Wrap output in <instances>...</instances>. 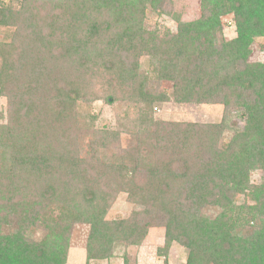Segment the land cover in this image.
I'll return each mask as SVG.
<instances>
[{
    "label": "trees",
    "instance_id": "16d2710c",
    "mask_svg": "<svg viewBox=\"0 0 264 264\" xmlns=\"http://www.w3.org/2000/svg\"><path fill=\"white\" fill-rule=\"evenodd\" d=\"M70 1L0 5V26L13 29L0 41V264H65L69 236L53 230L73 224L89 228L86 264L103 261L156 223L165 249L175 242L187 250L186 264H264V63L249 61L253 38L264 37V0H200L197 20L162 35L142 24L148 10L166 13L169 0ZM225 16L235 29L229 40ZM93 40L100 66L129 81L135 118L130 146L110 147L126 126L101 132L91 156L98 166L88 167L55 130L81 119L73 109L87 99L92 74L73 66L85 68ZM143 55L153 65L136 83ZM150 76L154 87H146ZM167 102L221 104L223 116L217 124L155 118ZM135 177L142 186L128 197L148 221L138 212L105 220L113 194ZM244 193L253 204L236 198Z\"/></svg>",
    "mask_w": 264,
    "mask_h": 264
},
{
    "label": "rangeland",
    "instance_id": "374dc122",
    "mask_svg": "<svg viewBox=\"0 0 264 264\" xmlns=\"http://www.w3.org/2000/svg\"><path fill=\"white\" fill-rule=\"evenodd\" d=\"M35 1L38 4L49 7L54 3L57 6L62 5L65 0H50V2L49 0ZM21 2L22 0H0V5H9L12 9H16ZM70 2L72 5L73 0ZM199 2L200 0H169L166 13H158V9L155 11L148 10L146 17L143 19V29L146 32L156 31L160 35L166 31L175 33L178 24L189 23L199 18ZM103 14L108 16V18L111 17L107 12H103ZM222 23L224 38L226 40L233 38L235 36V29L231 17H223ZM12 32V28L0 26V41L8 40ZM96 46L97 42L93 40L90 45V50L86 54L85 68L79 65L73 66L79 69L82 74H92L90 84L83 83V88L88 93L87 99L85 101H79L73 109V114L80 116L79 118L81 119L78 118L79 120L76 121L75 116H73V118L64 122V126H60V128L55 130L65 148L81 158L88 167H95L97 165V161H94L91 156L95 155L99 150L98 143L94 142L101 132L116 131L119 126H126L124 127V131H120L118 140L110 147L118 152L130 146V140L134 132H132L133 129L130 127L133 126L135 118L128 88L129 81L122 80L118 77L116 78L110 71H106V69L100 66V60L97 54L101 52H96ZM250 50L249 61L264 63L263 36L253 38ZM138 62L139 67L136 72V83L140 80L142 81V75L150 71L153 65L151 58L147 55L141 56ZM73 64H77V62ZM145 84L146 87H154V77L150 76ZM160 89L169 93L171 91V84L162 82ZM109 95L115 97V101L112 104L105 101ZM4 107L5 100L0 97V110H3ZM91 115L94 116V120H92ZM89 116L92 121L89 119ZM222 116L223 106L221 104H176L174 102H167L156 105L154 108V117L165 122L217 124L221 121ZM236 119V115L231 113L227 121L229 126ZM227 131L231 133L232 130L229 129ZM227 136L228 134L224 137L228 138ZM189 152L191 153L192 163H196L194 150L191 149ZM98 174L96 173L95 175V172L91 171V179L93 178L96 181ZM260 176L261 174L259 172H254L251 175V182L259 184ZM141 186L142 181L137 177L126 179L122 189L116 192V194H113V198L108 203V209L104 219L110 221L115 218L126 217L135 212L140 213V219L143 218L142 211L144 210V206L131 202L128 197L129 192H139ZM236 198L242 203L253 204L251 197L246 193ZM203 213L207 216L215 215V212L210 208H206ZM2 214H5L4 211ZM143 221L147 222L148 220L145 218ZM156 224L148 228L145 238L138 245H130L127 247L118 246L115 248L114 255L111 258L97 262L90 261L88 264H186L187 250L175 242L169 248L165 249L164 228ZM2 230L4 233L9 231L6 227ZM88 230L89 228L86 224H73L66 231L61 229L53 230L54 235L66 233L69 236V249L65 264L87 263L84 249Z\"/></svg>",
    "mask_w": 264,
    "mask_h": 264
}]
</instances>
